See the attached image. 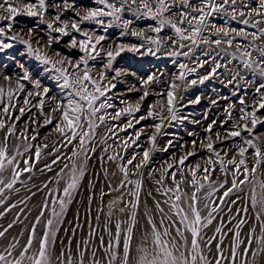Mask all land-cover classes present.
<instances>
[{
  "label": "snow or ice",
  "instance_id": "1",
  "mask_svg": "<svg viewBox=\"0 0 264 264\" xmlns=\"http://www.w3.org/2000/svg\"><path fill=\"white\" fill-rule=\"evenodd\" d=\"M91 3L94 6L78 4L77 0H0V54L15 61L21 70L15 75L0 71V185H3L0 194L5 188L12 189L23 173L32 170L33 158L39 161L42 149L31 141L37 140L40 127L53 126L64 138L65 146L78 141L79 150L73 151V157L83 155L86 161L90 158L88 153L95 152V148H89L88 144L101 125L130 117L123 125L112 124L108 128V132L116 136L117 129L128 134V130L134 129L141 121L158 119L159 123L151 125L154 132L148 135L147 147L137 143L145 135L144 128L136 130L134 135L128 134L123 140L125 153L132 145L142 148V153L134 150L126 160L119 153L108 157L110 161L117 158L123 161L117 165L121 174L117 186L108 185L111 191L118 193L116 199L107 205L104 232H107L108 239L99 235L95 249L90 248L89 239H82L76 245L75 253L70 239L56 256L57 264H249V257L251 264H257L258 257L260 264H264V179L257 178L258 170L264 169V0H91ZM126 11L134 19H126ZM18 16L34 18L36 23L26 33H15L13 28ZM216 18L222 20L220 25L214 22ZM141 19L155 23L138 31L133 24ZM230 22H235L237 27H232ZM113 28L119 29V33L110 38L109 30ZM165 28L171 29L166 38L161 35ZM129 34L140 43L123 42ZM257 41L262 43L257 44ZM16 44L24 46V51L18 55H26L37 62L39 73L34 74L16 60L15 55L8 53ZM234 44L235 52H229ZM200 45L207 46V50L201 52L204 59L196 55ZM162 49L168 50L162 52ZM125 52L137 56H183L192 61V66L179 63V74L159 92L150 90V86L157 82L155 74L139 78L140 87L132 85L124 93H140L138 101L131 103L114 92L122 76L136 75L114 67L117 58ZM236 52L243 69L251 73L252 79L247 80L243 89L237 85L231 93L236 101L229 102L224 108V119L211 120L203 129L202 140L193 139L191 150L165 163L156 180L159 187L155 189L162 199L153 198L152 208L145 205V210L138 213L143 191L140 170L152 162L154 152H168L169 148L177 146L169 139L161 148L157 137L164 134L162 129L166 122L183 124L189 119L179 114L178 104L183 97H178L177 91L182 86L187 91L189 86L203 85L217 75L218 69L236 60ZM225 56L229 59L221 63ZM176 62L172 60L173 64ZM210 63L213 66L206 75L187 79ZM257 76L259 82L255 79ZM238 77L245 79L236 72L228 84H234ZM43 79L53 81L59 91L51 94L52 88L44 85ZM253 85L254 90L250 91ZM151 95L160 99L148 106L146 115L137 117L143 102ZM113 97H117L123 106L117 107L112 102ZM222 99L229 101L230 97ZM200 101L201 96L197 95L188 104H199ZM211 103L216 105L218 100L213 99ZM38 117L42 118V124ZM187 134L196 135L191 131ZM179 147L185 148V144ZM201 152L203 163L194 166L186 163ZM26 153L31 155L22 160L21 167L17 157L23 158ZM138 156L141 157L139 160ZM59 159L57 156L52 163ZM64 167L69 166L65 164ZM45 168L51 170V165H45ZM9 171L11 179L5 182L3 174ZM153 171L149 172L150 176ZM217 172L220 177L213 179ZM84 175L85 168L78 167L73 160L69 182L63 187V197L53 200V204L58 203L60 207V212L55 208L52 210L57 224ZM132 175L138 178L132 180ZM259 176L264 177V171H259ZM166 180L170 181V186H165ZM244 186L250 191L245 192ZM205 189L202 198L198 194ZM221 189L222 194L212 199ZM237 193H244V196ZM147 196L151 197L152 193L148 192ZM232 196L236 199H231ZM239 201L243 203L235 209L233 219L239 217L235 230L228 229L234 239L230 240L225 255L223 236L227 235L224 232L226 225L221 220L220 226H214L213 221L217 219L221 206L237 205ZM44 206L47 207V203ZM250 210L261 234L257 237L256 227L251 226L242 238L241 228L248 224ZM228 211L232 212V207L229 206ZM43 215L41 212L36 218L37 224ZM141 219L144 221L142 225ZM209 226L214 227L212 236L205 231ZM58 230L54 220L47 219L38 249L29 254L36 236L34 225L26 244L15 256L16 243H10L0 251V264H25L26 261L27 264H52L49 249H55ZM6 231H0V237H4ZM72 235L75 236V230ZM96 235V229L90 226L89 236ZM254 244L257 247L252 250ZM206 251L212 255L211 260Z\"/></svg>",
  "mask_w": 264,
  "mask_h": 264
},
{
  "label": "rangeland",
  "instance_id": "2",
  "mask_svg": "<svg viewBox=\"0 0 264 264\" xmlns=\"http://www.w3.org/2000/svg\"><path fill=\"white\" fill-rule=\"evenodd\" d=\"M78 4H82L85 6H94L91 3V0H77ZM126 16V14H125ZM17 23L14 25L13 32L15 33H26L28 28H31L35 25L36 21L34 18L30 19L25 16H18ZM215 23L217 25H220L222 22L219 20V18H216ZM154 21L149 19H143L141 23L133 24V27L136 28V30L145 29V26L147 25H154ZM43 27V26H41ZM232 27H237V25H234ZM22 30V32H21ZM166 34H161L162 36H165L167 34H171L170 28H165ZM249 31H253V29H249ZM130 37L123 38V42L125 43H140L139 40H137L135 37H132L129 34ZM261 42V41H257ZM55 47V46H54ZM214 47V46H213ZM221 47H226L225 45H222ZM236 44L233 45L232 48L228 49L229 52H235ZM201 52L207 50L206 45H200ZM24 51V46L21 44H16L13 49L8 50V53L10 55H15L16 60H19L20 62L26 64L28 63V66L30 69L34 68V73H39L40 69L37 67V62L34 61L32 58L25 56H20L18 53ZM184 51H187V49H184ZM237 53V52H236ZM223 54V53H222ZM176 64L172 63L173 58L162 56L161 54H158L156 57H150V56H137L130 52L122 53L120 57L117 58L115 63H119L122 69L127 70L129 72H135V76L126 77L124 79H121V82L117 83V88L114 90V92L117 93V97H121L125 99L127 102L135 103L139 99L140 93L133 91L130 93H127V95H124L125 90L131 87L132 85H135L137 88L140 87L139 84V78H146L148 74H155L160 78H165L167 81V84L163 88L165 90L167 88V85L169 82H171L178 74H179V63H188L190 64V59L186 57H176ZM204 59V58H203ZM212 66V64L205 65L204 68L199 69L198 73L196 75H190L188 76V80L196 79L198 75H206L208 73V69ZM17 68V69H16ZM0 71H3L5 74L9 75H15V72L18 71V73L21 71L18 66L16 65L15 61L8 59V57L5 54H0ZM258 77V76H257ZM47 80V79H46ZM50 81V80H49ZM52 82V81H51ZM53 83V82H52ZM179 83V81H177ZM199 85V83L197 84ZM196 86V85H195ZM187 92L190 94L191 92V86L187 88ZM55 91L58 92L59 90L55 88ZM185 91L184 87L182 86L176 93L178 95L179 93ZM117 97H113L112 102L117 107H122L123 105L119 104V99ZM160 99L157 96L151 95L148 97L146 101L143 102V107L147 111V108L150 104H155L156 101ZM112 111V109H109ZM200 110V109H199ZM145 111V113H146ZM192 112H196L193 111ZM160 121H156V123H159ZM149 123L147 122V125ZM155 124L150 123V125ZM101 125L97 130L94 138L92 141H90V144L93 143H105L108 144L110 147V150L106 152L101 149L103 152H106L107 155L105 156H113L119 153L120 155V148H123V138H118L117 141H109L108 138L102 130H104L105 127ZM23 127V125H21ZM133 129L128 130V134H132ZM176 132H182V127L179 125L177 129H174ZM57 132L54 130L53 126L49 125L47 127H44L43 130H41V134L44 136H51L52 134L57 135ZM124 133L123 136L128 135ZM43 145V143H42ZM107 147H105L106 149ZM186 150V149H185ZM180 154L177 153V155H181L184 151L181 150ZM142 153V152H141ZM31 155V153H26L25 156L17 157L18 162L22 163L23 159L28 158V156ZM178 155V156H179ZM141 157L139 156V159ZM138 159V160H139ZM32 164L36 162V160L32 159ZM23 164V163H22ZM65 165H62L60 169L63 171H57V173L54 176H47L43 173V175H39L38 177L30 178L29 174L26 172L23 173V175L20 176L17 183L13 186L12 189L5 188L3 193L0 194V200H3V203L0 204V231L5 232L4 237H0V251H3L5 247H7L10 243H16L17 247L15 251L13 252V255L15 256L20 250H22V246L26 244V241L31 234L32 228L35 225L36 230V236L33 240V247L30 250L29 254H32L36 252L38 249V241L42 237V234L45 230V224L47 219H53L54 220V226L57 227L59 230L57 232V238H56V245L55 249H52L50 247L49 252L52 259V264H57L56 256L59 254L62 245H67L68 241L72 240V250L73 253L77 251L76 245L82 240V239H89L90 242V248L95 249L98 245V237L99 235L103 234L105 237V240L108 239L107 232H104V223L106 218V213L108 212L107 205L110 201L113 199H116L118 196V193L114 194H108L105 196H100L99 193L97 194V190L106 183L107 181H104V178L97 176L95 180L89 181H80L78 188L73 192L72 194V200L71 203H69L64 210L63 214L58 218L59 223H56L57 218L52 216V210L55 208L57 212H60V207L58 203L53 204V200H55L58 197H63V187L66 185L67 182H69L70 176L66 175L65 171ZM53 169L47 170L46 173H50ZM5 182L11 179V173L5 172L4 174ZM133 177L130 176V179ZM121 178V174H120ZM23 180V181H22ZM23 182V183H22ZM0 187H3V185H0ZM125 190V189H124ZM123 190V191H124ZM91 197V199H89ZM67 199V198H65ZM101 202L102 204V212H98V204ZM45 203H47V207H45ZM15 205V207H13ZM41 212L44 213L43 216L40 217V223H36V218L40 216ZM138 213H140V209L138 210ZM117 215H119L117 213ZM97 217H99V220H97ZM115 220L116 217H113ZM221 219H224L222 217ZM143 221L141 219L140 223ZM227 223V221H226ZM12 225L11 228H9V225ZM77 225H79L77 227ZM90 226L93 229H96V237H90ZM241 229V236L244 238L246 234L248 233L247 230ZM73 230H75V236L72 235ZM244 231V232H243ZM227 235L223 236V248L225 255L228 254L229 244L230 240L234 239L232 232H225ZM139 235V234H137ZM218 235V234H217ZM231 235V236H230ZM257 246L254 244L253 249L255 250ZM103 251V250H101ZM213 251L215 249L213 248ZM206 255H208L209 260L212 259V255L205 252ZM90 256V253H89ZM106 259V257H105ZM27 264V261L25 262ZM249 264H251V257H249ZM257 264H260V258H257Z\"/></svg>",
  "mask_w": 264,
  "mask_h": 264
},
{
  "label": "bare ground",
  "instance_id": "3",
  "mask_svg": "<svg viewBox=\"0 0 264 264\" xmlns=\"http://www.w3.org/2000/svg\"><path fill=\"white\" fill-rule=\"evenodd\" d=\"M125 14H126V16H125L126 19H129V18L134 19L131 16V14L128 13L127 11L125 12ZM142 20L143 19L135 21L134 24L141 23ZM219 20L222 22V20L220 18H219ZM230 23H231V26L236 25L235 22H230ZM147 26H145V29H147ZM118 33H119V29H117V28H113V29L109 30L110 38L117 37ZM162 34H166V30ZM127 37H130V36L128 35ZM127 37H125V38H127ZM256 43L260 44L262 42H256ZM167 50L168 49H162V52H166ZM249 51H252V49H249ZM212 54L215 55V52H213ZM196 55L199 56L201 59L205 58L201 55L200 50H197ZM221 55H223V54H221ZM254 55H255V53H254ZM236 56H237V59L233 60L231 64L227 65V67L218 69L217 75L215 77L210 78L209 80H206L203 85L199 84L196 86H191L190 94L187 92L188 91L187 90V91H183L177 95L178 97H183V99L180 100L179 104H178V108H180L179 114L183 115V116H188L189 119L185 120L183 122V124H181L178 121H173L171 124H167V122H166L165 127L162 129V133H164V134L157 137L158 145L161 148H163L167 144V141L169 139H172L177 146L175 148H169L168 152H163V151L154 152L152 154V162L148 165V167L140 170V172L143 173V176L139 177L142 179V183H143V191L141 193L140 213H142L145 210V205H147L148 208H152L153 198L162 199L160 197L159 193H157L155 191V189L157 187H159V185L156 184V180L159 179V177L161 175L162 168H163V166H165V163L166 162H172L173 157H176L178 159L180 156L179 154L181 153L179 151L183 150L185 152L186 150H191V143L190 142L193 139H196L198 141L202 140L204 138V135H205L203 129H204V127L207 126L208 123L211 122V120L216 119L219 121L221 119H224L225 118L224 108L227 106V104L229 102H235L236 101V97L231 96V93L236 89L237 85L240 86L241 89H243L244 86L246 85L247 80L252 79L251 73H249L243 69V67L239 61V53L238 52L236 53ZM150 57H153V56H150ZM173 59H175V58H173ZM217 59H219V58H217ZM228 59H229V57L225 56L224 60H221L220 62L226 63V61ZM190 64L192 66V61H190ZM121 66L122 65H120L118 62L114 64V67L121 68ZM25 67L30 69V67L28 66V63L25 64ZM211 67L208 69V72L211 70ZM30 70L34 71V68L32 67ZM236 72H240V75L242 77H245V79H240L238 77L237 80L234 82V84H228V80ZM17 73H18V71L15 72V74H17ZM126 77H131V76L130 75L122 76L120 78V80L124 79ZM156 77H157V82L150 86V90L153 92H159V91L163 90V88L167 84V81L165 78H160L157 75H156ZM255 79L258 82L260 80L259 77H256ZM52 82L49 81L48 79L47 80L43 79V84L52 88L51 94H56L57 92L55 91L54 82L53 83ZM249 90L250 91L254 90V85ZM240 94L243 95V91H241ZM197 95L201 96L200 103L199 104H188V101L194 99ZM224 96H229L230 100L225 101L224 99H222V97H224ZM213 99L218 100V103L216 105H213L211 103V101ZM192 110L196 111V112L194 113V112H192ZM108 111H110V110H108ZM145 111L146 110L142 106L141 111L136 114L137 117L139 115H142V114L146 115ZM205 115L207 116V119L204 118ZM38 119H40V123L42 124L43 123L42 118L38 117ZM128 119H130V117L125 116V117H121V119L119 121H109L107 124H104L103 127H105V128H104V130H102V132L104 133V131H105V135L109 141L110 140L111 141H113V140L117 141L118 138H120V137L123 139H126L127 135L123 136L124 132H119V130L117 129L118 135L113 136L111 133L108 132V128L112 124L123 125L124 123H126V121ZM156 121H158V119L149 118L148 120L141 121V123L136 125V127L132 130V135H134L136 130L144 128L145 135H142L140 141L137 142L139 145H142L144 147L148 146V135H151L154 132V128L151 127L150 123H153V122L156 123ZM192 121H197V123H193ZM147 122L149 123L148 125H147ZM179 125L182 127L183 130H182V132L178 133L174 129H177V127ZM145 126H148V127H145ZM35 127L36 126L33 125V128H35ZM43 128L44 127H40L38 129L39 136H38L37 140L31 141V143H33L34 145L40 146L42 149V152H41V157H40L39 161H36L33 163L34 166H33L32 170L30 172H26L27 174H29L30 178L38 177V179H39L40 178L39 175H43V173L47 176H54L58 170L59 171L61 170L60 167L62 165H65V164H67L69 166L68 168L65 169V171H66L65 173H66V175L70 176V169L72 166V161L74 160L78 167L83 166L85 168V175L81 178L80 181L91 182L92 180H95L97 178V176H99V177L104 178V181H107V184L104 183L99 188V190H97V194L99 193V195L102 196V193H104L106 196L109 193L110 194L116 193L114 191H111L109 189L108 185H109V183H111L113 188H115L117 186V183L120 179V173H119V169H118L117 165L120 163H123V161H121L119 158H117L116 161L108 160V156H105V154L107 155L106 152H108L110 150V147L108 146V144H106V142L102 143V144H100V143L90 144V142H89L88 147L89 148L94 147L95 152H89L88 155L90 158L85 161V158L83 155H80L79 157H73V151L79 150V147H78L79 142L78 141H74L71 145L65 146L66 142L64 141V138L60 137L59 134H57V133H56L57 135L52 134L51 136H45V135L43 136L41 134V130H43ZM217 130H219V129H217ZM190 131L196 133V135L195 136H189L187 133ZM42 143H43V145L47 144L48 147L44 148ZM180 144H185V148H180L179 147ZM105 147H107L106 152H103L101 149L103 148V150H105ZM120 150H121V152H120L119 156H124L125 160L127 158H130V156L132 155L134 150L136 152H142V148H139L136 145H132L131 147H129L127 150V153H125L123 151L122 147L120 148ZM177 153H179L178 154L179 156L177 155ZM201 155H203L202 152L197 157L189 158V161H187L186 163L190 164L191 166H194L196 163H203V161L201 160ZM57 156H59L60 159L56 163H52L53 160H56ZM69 158H71V159H69ZM138 159H139V156L137 157V160ZM45 165H51V169H53L48 174L46 173V171L48 169L45 168ZM20 166L23 167V164L20 163ZM129 167L131 169V166H129ZM153 169L155 171H153L152 175L150 176L149 172L152 171ZM185 171H187V169H185ZM259 171H264V169L258 170L257 178L258 179H264V177L259 176ZM113 173H115V175H113ZM220 175L221 174L219 172H217L214 175L213 179H217L218 177H220ZM137 178L138 177L136 175H133V177L131 179L136 180ZM229 179H230V177H229ZM165 186H170V181L166 180ZM182 187H184V186H182ZM244 188H245V192L250 191V188L248 186H244ZM185 190H187V189H185ZM124 191L126 192L127 189H125ZM206 191H207V189H205L204 192H201L198 195H200L203 198ZM222 191L223 190L221 189L219 192H217L212 197V199H216V197L220 196L222 194ZM257 191H259V189H257ZM148 192L152 193L151 197L147 196ZM236 195L243 197L244 193H237ZM231 199H236V196H232ZM242 203H243V201H239L237 203V205H230L229 204L226 206H221V211L217 215V219L215 221H213V225L214 226H220V221L223 220L224 224L226 225L224 227V232H228V229L235 230V225H236L239 217H237L236 219H233V216H235V209L237 207H240ZM229 206L232 207V212L228 211ZM102 209H103V207H102V204L100 202L98 204V212L101 213ZM204 214H206V211ZM252 215H253V213L250 210L249 222L247 225L242 226L241 229L246 228L245 230H247V232H249L250 227L255 226L256 227L255 235L258 237L261 234L260 229H259V225L254 219L251 218ZM222 217H224V219H221ZM142 221H143V219H142ZM226 221H227V223H226ZM228 221H231V223H228ZM141 225H142V222H141ZM205 231L207 232L208 236H212L214 234V227L209 226V228L205 229ZM241 234H242V232H241Z\"/></svg>",
  "mask_w": 264,
  "mask_h": 264
}]
</instances>
